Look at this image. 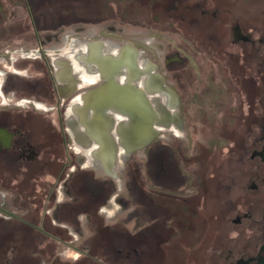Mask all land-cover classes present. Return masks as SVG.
<instances>
[{"label":"flooded vegetation","instance_id":"obj_1","mask_svg":"<svg viewBox=\"0 0 264 264\" xmlns=\"http://www.w3.org/2000/svg\"><path fill=\"white\" fill-rule=\"evenodd\" d=\"M21 1L26 3V0ZM0 6V35L11 38L20 31L7 23L2 0ZM195 10L204 19L208 32L203 42L209 40L216 47H221V51L189 53L192 59L197 60L196 65L202 66L201 60L206 59V67L202 66L197 76V92L188 99L179 93L183 110L181 120L185 128L181 136L184 140L198 137L200 141L193 153H189L184 143L170 138H166L168 142L163 148H158L159 133L151 132L158 116L149 107L148 161L144 169L138 166L132 174L137 207V226L132 232L134 264H140L145 258L146 248L150 254L147 264H264V20L258 23L236 19L233 15L225 21L221 19L224 17L219 14V9L210 12L199 7ZM213 22L217 23V31L213 30ZM225 44L227 49H224ZM14 53L20 55L5 58L8 73L12 72L10 65L19 58L40 56V53L27 55L24 49ZM134 57L137 73L145 77L138 53ZM240 59L244 60L240 72L236 73L233 67L231 72L219 67L220 63ZM184 60H179L181 67L172 69L175 72L184 70L182 77L192 80L195 74L186 63L182 67ZM28 71L21 69L15 72H23L24 77L30 78L32 75ZM48 74L45 91L53 93L54 88L56 92ZM99 79L104 78L99 76ZM235 81L243 86L237 106L234 100L230 101ZM227 85L228 90H225ZM182 87L186 91L191 89L189 83ZM244 91L248 99L242 97L241 92ZM2 94L6 102L2 99L5 107L0 109V128L7 130L10 137L5 143L0 140V172L9 174L11 178H23L21 180L39 176V183L47 186L43 189L46 192L54 182L47 181L44 176L52 175L59 180L62 174L63 178L66 175L71 155L64 147L56 148L64 140V135L47 115L40 117L39 112L33 111L31 105L39 107L36 98L18 95L16 91ZM175 103L179 105L178 100ZM42 109L50 111L55 106ZM115 111L108 110L103 116L108 113L115 115ZM88 116L86 114L85 118ZM101 117L96 120L100 132ZM121 118L128 124L132 122L130 114L119 113L117 119ZM103 140L106 144L105 138ZM121 141V134L117 135L114 146L120 147ZM132 142L131 149L122 151L120 147L119 151L118 148L116 156L122 154L121 159H126V154L145 143L139 142V136ZM98 149L101 154L106 151L101 145ZM110 149L108 147V152ZM224 150L230 162L228 167L209 163L211 155ZM113 165L111 172L105 167L104 172L116 179V161ZM84 172L78 171L66 182L71 193L72 185L76 180L80 181ZM67 177L69 179L70 174ZM60 203L61 206L67 204ZM142 206L149 208L147 215L140 214Z\"/></svg>","mask_w":264,"mask_h":264},{"label":"rangeland","instance_id":"obj_2","mask_svg":"<svg viewBox=\"0 0 264 264\" xmlns=\"http://www.w3.org/2000/svg\"><path fill=\"white\" fill-rule=\"evenodd\" d=\"M100 1L26 0V3H23L21 0H2L7 23L15 26L20 32L11 38L0 35V58H2L0 59V109L5 107L2 104L1 93L16 91L18 95L36 98L39 100V107L33 108L31 105L33 111L39 112L40 117L47 115L53 125L62 131L64 140L58 143L56 148L64 147L71 155L63 179L57 180L52 175L44 176L47 181L54 182L48 187L49 195L44 196L47 200H52V195L54 197L51 205L46 207L45 213L50 217L52 225L64 231L65 237L68 238L67 243L58 249L56 262L51 264H74L76 261L86 259L90 248L94 245L96 235L105 226L111 227L112 235L115 236L114 244L108 248L119 250L125 257L121 258L118 253L110 256L106 262L131 264L126 258L134 257L133 246L131 244L129 246L126 238L127 234L132 235L137 226L132 174L133 169L138 166L145 168L149 147L147 145L135 147L126 154V159H121L122 154L116 156L115 151L118 148L119 151L121 148L122 151L132 148L130 143L128 147L123 143H120L121 148L114 146L116 136L127 133L130 125L125 119H117L119 114L117 111L115 115L108 113L102 116L101 136L105 138L106 146L111 148L109 153L111 160L116 161L118 178L115 179L104 172L105 164L99 158L97 141L93 140L88 129L81 124L78 110L81 109L79 100L81 101L85 92L98 89L100 92L110 90L104 85L105 80L99 79L100 72L94 61H84L83 56L91 55L93 46L97 45L102 52L109 54L125 53L124 49L138 53V59L146 65L148 71H151V78H145L143 74L137 73V69L131 71L130 67L129 71L125 68L127 72L117 73V81L122 83L132 79L131 85L143 97L141 103H147L158 116L156 126L153 128L159 133L158 148H163L168 142L166 138H170L171 141L184 143L183 146L189 153H193L200 140L198 137L184 140L181 136L185 128L181 120L183 110L179 103V93L185 94L188 99L197 92L196 85L199 83L197 76L201 72V67H206L207 60H201L202 66L196 65L197 60L192 59L189 53L221 51V47H216L217 45L209 40L203 42L208 32L204 19L198 16L195 8L200 7L210 12L219 9V14L222 13L224 17L221 19L225 21L233 18L231 17L233 15L239 16L242 20L250 19L258 23L264 20V0H137L138 4L136 3L131 12L133 19L127 21L124 19L119 21L114 15L111 19H103L99 12ZM211 25L213 30L217 31V23L213 22ZM109 46H114L110 49L111 52L108 51ZM21 49L33 53L39 49L40 56L19 58L17 62L14 61L15 64L10 65L12 72L8 73V65H5V61L9 57L19 56L20 53L14 51ZM224 49H227V44L224 45ZM180 59H186L182 62V67L186 63L193 69L195 75L192 80L182 77L184 70L175 72L172 69L181 67ZM243 63L244 60L241 59L230 60L226 64L220 63L219 67L229 72L233 67L237 73L241 71L240 66ZM21 69L23 72L28 69V73L32 76L26 78L23 72L22 74L15 72ZM101 70L104 73V68ZM47 74L51 76L56 92L45 91ZM184 83H189L191 89L186 91V88L182 87ZM228 86L225 90H228ZM242 87L236 81L235 84L233 83V97L229 100L231 102L234 100L236 106L240 101ZM241 93L242 97L248 99L246 91ZM175 100H178V106ZM51 106H55V109L50 111L42 109ZM247 109L246 102V112ZM236 114L239 115L240 112L237 111ZM209 163L218 164V167H228L230 162L227 159V151L211 155ZM111 169L106 168L108 172H111ZM78 171H85L80 181L89 188L96 189L103 185L111 189L109 198L97 213H82L78 216L79 224L74 221H63L60 216L62 209L60 202L70 203L80 199L66 187V182ZM34 176L33 179H27L30 186L33 185L36 191L43 192L44 185L39 183V176ZM21 179L11 178L9 174L0 172V217L3 220H12L16 215L23 216L26 213L27 200L24 202L16 190ZM148 210V207L142 206L140 214L147 215ZM147 249H144L145 258L140 264H147L150 260Z\"/></svg>","mask_w":264,"mask_h":264},{"label":"trees","instance_id":"obj_3","mask_svg":"<svg viewBox=\"0 0 264 264\" xmlns=\"http://www.w3.org/2000/svg\"><path fill=\"white\" fill-rule=\"evenodd\" d=\"M136 3L137 0H101L100 14L103 19H111L114 15L119 21L122 19L127 21L130 18L132 20L131 12L138 4ZM54 91L52 88V92ZM63 176L64 174L59 180ZM16 190L24 202L27 200L26 213L23 216H15L12 220H3L0 217V264H51L56 260L58 249L68 241L64 231L52 225L50 217L45 213L46 207L51 205L54 197L52 195V200L45 199L44 196L49 195V191H36L27 179L22 180ZM72 190L80 199L62 206L60 216L63 221H74L77 224L80 214L97 213L111 193V189L103 185L96 189L89 188L83 181L78 180L72 185ZM112 233V228L109 226L99 230L94 245L82 264H108L107 259L118 253L121 258H125L119 250L108 248L115 242ZM126 236L129 246L130 244L133 246L134 237L131 234ZM126 259L134 264V257Z\"/></svg>","mask_w":264,"mask_h":264},{"label":"bare ground","instance_id":"obj_4","mask_svg":"<svg viewBox=\"0 0 264 264\" xmlns=\"http://www.w3.org/2000/svg\"><path fill=\"white\" fill-rule=\"evenodd\" d=\"M93 47L94 48H92L91 55L87 57L83 56L82 59L87 62H90L91 60L94 61L96 67L100 72V76L105 80L104 85H106L110 91L100 92L98 91L99 89L91 91L89 94L84 95L81 98V101L79 100V102L81 103V109L77 110L79 111L78 115L80 117L81 124L88 129V133L94 140L97 141L98 146L101 145V147H103V150L105 149L108 152V147L106 146L103 140L104 138L101 136V132L96 125V120L100 116H103L106 111L116 109V111L121 113L122 115H125L126 113L130 114L132 118V122L129 124V131L125 134L122 133L121 135V142L128 147L129 143L132 144L133 139H135L137 136H139V142L140 140L142 142H146L148 138H150V122L148 120L146 123H138L137 125H135L134 114H137V104L141 105V109L145 114H149V116H151L149 113V106L145 102L141 103L143 97L141 93L135 91V89L131 85V82L133 81L132 79L122 83H119L117 81V73L119 71L127 72V70L129 71L130 67L132 68L131 71L136 69L134 66V56L136 55V53H132L129 49H124L125 53L120 52L121 54H118L113 52L114 54H109L105 51L102 52L100 46L98 45ZM113 47L114 46H109L108 51L111 52L110 49ZM142 64H140V66L145 73V78H151V71L147 70V67L144 63ZM101 68H104V73L102 72ZM125 68H127V70ZM124 87H126L131 94H124L122 92V88ZM86 114L87 116L89 115L87 118H85ZM145 130H148V132H145ZM106 151H102L105 153H100L99 158L104 162L105 167L110 170L114 162L111 160L110 153L108 152V154Z\"/></svg>","mask_w":264,"mask_h":264},{"label":"water","instance_id":"obj_5","mask_svg":"<svg viewBox=\"0 0 264 264\" xmlns=\"http://www.w3.org/2000/svg\"><path fill=\"white\" fill-rule=\"evenodd\" d=\"M1 7V6H0ZM236 17V19L239 17V16H235ZM239 19H240V17H239ZM122 92L124 93V94H131L130 93V91L126 88V87H124V88H122ZM136 106H137V114H134V123H135V125H137L138 123H146L149 119H150V116H149V114H145L143 111H142V109H141V105H137L136 104ZM147 113V112H146ZM138 129V128H137ZM153 130L154 129H152V131L151 132H153ZM145 132H148V130H145ZM150 132V131H149ZM10 137V134H8V132H7V130H5V129H2V128H0V140L3 142V143H5V140L7 139V138H9ZM148 138V137H147ZM145 140V139H144ZM149 140H150V138H148V140L145 142V143H143L142 144V146L143 145H146L148 142H149Z\"/></svg>","mask_w":264,"mask_h":264},{"label":"built area","instance_id":"obj_6","mask_svg":"<svg viewBox=\"0 0 264 264\" xmlns=\"http://www.w3.org/2000/svg\"><path fill=\"white\" fill-rule=\"evenodd\" d=\"M40 52H39V49L38 50H35V53H33V51L32 52H28V51H26V54L27 55H30V54H34V55H38ZM2 96V99H3V102L5 103L6 102V99H5V97H4V95L2 94L1 95Z\"/></svg>","mask_w":264,"mask_h":264},{"label":"crops","instance_id":"obj_7","mask_svg":"<svg viewBox=\"0 0 264 264\" xmlns=\"http://www.w3.org/2000/svg\"><path fill=\"white\" fill-rule=\"evenodd\" d=\"M59 80H60V79H59ZM67 253H68V252H67ZM79 254H80V253H79ZM82 262H84V261H81V260H80V261H76L75 263H76V264H82ZM75 263H74V264H75Z\"/></svg>","mask_w":264,"mask_h":264}]
</instances>
